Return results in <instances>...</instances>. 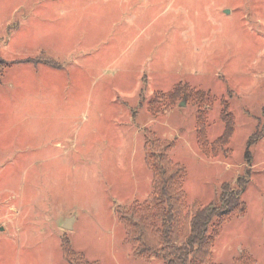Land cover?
<instances>
[{
    "label": "rangeland",
    "instance_id": "obj_1",
    "mask_svg": "<svg viewBox=\"0 0 264 264\" xmlns=\"http://www.w3.org/2000/svg\"><path fill=\"white\" fill-rule=\"evenodd\" d=\"M147 137L191 213L246 183L212 262L264 264V0H0V264H165L120 221Z\"/></svg>",
    "mask_w": 264,
    "mask_h": 264
},
{
    "label": "trees",
    "instance_id": "obj_2",
    "mask_svg": "<svg viewBox=\"0 0 264 264\" xmlns=\"http://www.w3.org/2000/svg\"><path fill=\"white\" fill-rule=\"evenodd\" d=\"M227 115L223 116L227 127L219 144L228 142L233 131ZM145 146L153 173L154 197L150 203H136L120 211V221L125 223L129 239L138 247L137 254L163 258L165 264H213V243L222 223L245 212L239 195L246 189V183L240 182V192L222 196L223 201L217 207L193 208L191 213L184 192L185 171L168 155L173 145L149 137ZM66 257L73 264H83L73 261L71 252H66Z\"/></svg>",
    "mask_w": 264,
    "mask_h": 264
},
{
    "label": "water",
    "instance_id": "obj_3",
    "mask_svg": "<svg viewBox=\"0 0 264 264\" xmlns=\"http://www.w3.org/2000/svg\"><path fill=\"white\" fill-rule=\"evenodd\" d=\"M66 228H67V229H70V226L67 224Z\"/></svg>",
    "mask_w": 264,
    "mask_h": 264
}]
</instances>
